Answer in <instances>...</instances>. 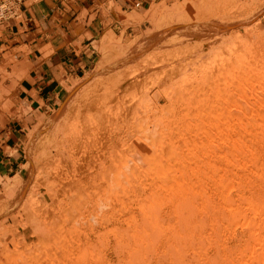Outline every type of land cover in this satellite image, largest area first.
Wrapping results in <instances>:
<instances>
[{
    "label": "rangeland",
    "instance_id": "1",
    "mask_svg": "<svg viewBox=\"0 0 264 264\" xmlns=\"http://www.w3.org/2000/svg\"><path fill=\"white\" fill-rule=\"evenodd\" d=\"M38 1L39 0L27 1L25 2V6H29L30 4ZM128 1H130L132 8L130 10L121 11V8L117 6L113 0H108L106 4L95 0V13H91L89 21L93 20L97 16H100L101 19L104 20L105 18L107 20V25L105 33L99 37L98 41L94 45L96 55L92 66L80 78H67L62 84L65 89L62 99L58 101L54 107H51V109L46 114H42L36 124L30 128H26V136L21 149L23 160L21 166L23 172L21 175L18 176V174H15L11 177H0V252L3 250L1 254L5 252L17 253L16 258L19 260L20 258L18 257H21L22 255H26L27 257L31 258V254L33 252H39L40 249L44 252H47L48 250L56 252L58 249L57 252H59V244L52 243V240L54 238H59L60 234L59 232L54 234L52 230H57L60 226L65 225L68 222L67 225H69H65L69 229L68 231H76V234L78 235L76 238H74V240L68 242V244H77V246H80V248H82L84 251L88 250L87 252H90V255L92 256L93 260H88L85 264H126V261L123 262L126 259L125 251L120 252V247H117L121 246V244H118L117 241L119 238L116 239L114 234L112 235L110 233H112L113 230H116V228L122 234L125 232L126 228L128 233L129 228L126 223V219L128 218L127 216L133 215V218L139 221L141 213L137 208V205L130 204L131 206L128 205L127 207H119L116 209V211H118L113 218H111L109 221H104V217L109 214L108 211L111 210V207L110 204H105L104 207V197L102 195L103 192H101L102 190L100 189H95V186L102 181V178L104 181H106V173H108L106 171L112 168L113 163L110 161V158H112V148H116L115 151L118 153L120 152L119 156L125 157L127 154L126 157L130 158L134 163H136L142 155V152L134 148L132 134L126 131L125 128H122L123 126H120L122 119H124V115L120 114L121 112L118 113V108L120 107L116 105H105L107 98L104 97V121L108 122L106 123L107 126L105 125L104 127L105 129L108 127L104 132V151L106 150V147L107 150L109 149V152L105 151V155L100 156V159H103L100 161H104V166L98 167V169L95 167L92 169L94 164L92 161H79L84 167L78 169L77 171L75 166L77 167L79 162L76 163L75 161H72L69 152L64 150L61 146H59L60 148L57 147V143L54 145V148L52 145L49 147L51 149L48 153H46V160L40 150V148L44 147V140L47 138V134H52L53 132V128L50 126V121H52V118L57 116L59 117L64 114V108L68 106L70 101L76 99V95L82 92V90L84 91L86 89L91 93L97 87L101 86L104 81L105 93L108 90L109 92H113L114 87L117 85H119V90L117 93H120L122 88L128 89L133 83L129 77L132 76V72L135 69L134 66L130 64L136 60H128L129 57L138 55V58H141L142 61L136 64L137 68L141 67L142 62H144L143 65L149 63L151 64V67H153L151 55H153L155 52L157 55L162 54L165 59L170 61V70H167L166 72L168 81H163L160 75L158 76L155 74L157 80H162L160 82H158L159 80L157 81L160 83V85L162 84V86L160 88L154 87L149 92V96L150 93L152 96L156 93L153 97L150 96L154 100H152L153 102L149 106L153 108L155 114L154 111H152L148 113L149 117L146 116V118L149 119L159 118L158 120H160L161 123L162 121L165 122L166 119H170V117L167 115L160 117L159 114H157L160 110L162 111L165 108H169L176 111H184L185 109L188 110L192 108L197 102L193 99H188L184 106H178L176 101L174 102V100H176L175 96H181L183 92L198 94L199 91L201 92L202 90H206L204 91L206 93L211 91L212 88L210 84L207 88L208 82L206 81H209L211 77L213 79V77L215 78L216 75H219V73H217L218 69L216 72H214L215 70L212 68L213 59L218 58L219 61L221 59L226 60L229 58H233L235 60H243L245 58L250 62H254H251V66L248 65L250 70L252 69L253 72H257L260 69L259 66H255L256 62L264 63V0H154L146 6H142L140 4L139 7H135V2H132L131 0ZM91 11L92 10L86 11L84 9L81 11L80 16L77 18L78 25H73L76 31H80L83 28L85 25V19L88 13ZM20 19L21 18L19 17L14 22L17 23L20 21ZM114 25H116L115 28L113 27ZM6 30V26L0 25V39L5 40L4 36ZM16 43H21L19 38H15L12 42H9L8 46H2L0 48V122L1 120L3 122L12 119L21 120L22 117L28 112L27 110L25 111L21 106L17 107L20 102L17 97V88L19 87L20 82L28 76L29 71L27 66L25 67L22 63L17 61V57L20 54L27 55L28 51L26 50V47L11 49V46ZM153 50H155V52ZM160 51L163 52L161 53ZM209 63H211V65ZM244 70L246 69H238V67L234 68V72L237 73ZM219 71L220 73H223L225 70ZM226 72L227 71H225L224 74H226ZM201 76H203L204 82H201L199 79L196 80V78H201ZM194 79L195 81H193ZM118 80H120V82ZM202 83L203 85L205 84L206 87H203L201 85ZM143 89L145 90V86H143ZM156 89L158 91L159 89H167L170 96L165 100V98L160 94V91L158 92ZM86 90L85 92H88ZM85 92L84 94H86ZM171 94L173 98L171 97ZM157 95L160 97L157 98ZM138 96L140 97L141 94L139 93ZM170 97L172 100H174L171 101ZM255 105H258L256 108H259V105L260 107H264V99L258 100ZM231 114V116L239 115V113L235 110H233ZM172 118L173 117H171V119ZM175 119L178 118L175 117ZM48 122L49 124L46 126ZM119 130L122 131L120 132ZM149 130L151 131L150 133H152L153 128L150 127ZM213 130L208 131L205 134L207 139H209L211 136V138H213L214 135H216V132ZM234 137L241 139V137L238 135H234ZM258 137L254 141H246L247 143H252V146H254L253 149L255 148L254 151H256L253 154H246L248 156H246V158L251 157L253 159L252 156L258 152L259 155H256L260 157L261 161L260 162L258 160V162H260V166L263 167L264 153L262 152L264 151L262 150H264V137ZM216 140V145L221 149L216 152V155L218 152L221 153V151L223 153H230V151H226L228 149L224 148L225 141L221 139ZM106 142L108 143L106 144ZM118 145L122 146L123 148L119 147ZM125 145L129 148H126ZM108 146H110V148H108ZM119 150L125 151L122 152ZM210 152V149H207L203 152L196 153L194 158L206 161L211 154ZM223 153H221V155ZM47 155H49L50 158L47 157ZM56 156L58 158L65 156L66 158H59L60 161L63 160L60 162L58 159H56ZM116 156L113 157H115V160L119 162L118 154ZM217 156H220V154ZM255 157L256 156L254 155V158ZM68 162H70L69 165ZM74 162L77 165H75ZM258 162L257 164L259 166ZM43 164L48 166L50 165L49 167L47 166L49 170H42ZM129 165L132 166L131 164ZM166 165L171 164L170 162H168V164L166 162ZM56 166L57 172L59 171V173H57L54 169ZM62 166H64V169H61ZM51 167L55 170L54 174V170H52ZM71 168L75 171L70 170ZM105 168L108 169L106 170ZM242 168L244 169L242 170ZM253 169L254 168L252 164L249 166L242 165L241 168L230 167L227 169L229 178H232L235 181L233 188L228 191L229 197L232 201L238 202V196L240 193L248 194L249 192L248 195H251L253 192L252 195L255 194L257 196L260 189L264 188V181H262L261 184V180L255 178V176L251 174ZM60 170H63L62 174H65V177H63L62 174L60 175ZM242 173L243 177L245 175V179L242 177L243 180H240L238 177L241 176ZM148 175L149 174L146 173V177H148ZM186 175L184 178H186L188 182H197L200 181L199 178H201V181L204 183L203 185H206L205 190H207L208 187L211 188L212 183L210 181L205 182L204 179H202L201 172L193 171ZM57 176H61L62 178ZM66 178L67 180H63ZM57 180H61L59 182L60 184ZM118 181H112V184L110 185L111 187L108 188V186L107 188L109 190H116V188L113 186L116 185ZM127 183L130 184L122 185L126 189L130 188L134 182H123V184ZM136 185L137 183H135L133 186ZM246 189L247 192L244 191ZM78 191H80V193ZM207 196L211 198V201H215V197H217L214 193H208ZM119 209L122 210L120 211ZM195 212L199 213V211ZM201 212V214L199 213L201 216L196 213L198 214L196 215L198 216L196 219L200 217L201 219L197 220H201L200 222L203 221L204 223L205 227L202 226V223H200V226H202L200 229H202L201 232L204 235V238L201 237L202 234H200V236L199 233H195L193 235L195 237H192L191 241L193 247L188 244L193 250L189 247L187 249V253L190 251L194 252V255L193 252H191L192 255H190V253L187 255L189 257L188 259H192L189 261V263L191 264L192 262V264H206V261L207 263L209 261L210 264H227L228 258L231 259L230 257H235L240 251L241 247L245 246V240L237 241L233 237H227L226 235L221 239L219 245L215 244L213 240L214 232L216 234V229L220 228L224 223H226V220H228L230 216L226 212L213 211L214 213L211 212L213 213L212 215L209 214L210 212H207L209 216L208 217L207 215L205 216V214H207L206 212ZM158 217L160 221L165 223L172 222V217L174 218V211L170 204H166L162 207L158 213ZM55 218L60 219V221L53 224L51 219L53 220ZM206 218L211 219L212 221ZM203 219L207 221L204 222ZM213 220L219 224L222 222V225H216ZM263 220L264 215H262V217L258 216L256 218V222ZM48 221H50L51 224ZM211 222L213 223L215 229L213 228ZM230 227H232V232L238 236L247 234V228L244 226L231 225ZM206 228L207 230H205ZM205 231H207V233ZM77 232H79V234ZM168 234L170 233L168 232L166 234V238H168V236L170 237ZM196 234L202 239H198L199 237ZM164 237L165 236H162L161 238L164 239ZM166 238L164 239L165 241L163 239L158 240L159 243H157V247L154 246V251L152 250L147 254L149 258L145 257L142 259V264H158V262L160 264H172V262L167 260V258L164 259L163 257H160L163 256L162 254H164V250H166L164 248L168 246ZM162 241L166 242L165 245ZM198 242L203 245V247H201ZM119 243H122L120 239ZM160 243L163 244L161 245ZM185 244L187 243L183 242L182 245ZM89 245L94 246L95 248H89ZM90 249H93L92 251L94 254L92 251H90ZM91 253L97 259L95 258L94 260ZM60 257L61 256H58L59 259ZM218 257H220V259ZM10 258L11 257L9 256L3 258L0 255V261L2 264H8V262H10ZM98 259L100 262H98Z\"/></svg>",
    "mask_w": 264,
    "mask_h": 264
},
{
    "label": "bare ground",
    "instance_id": "2",
    "mask_svg": "<svg viewBox=\"0 0 264 264\" xmlns=\"http://www.w3.org/2000/svg\"><path fill=\"white\" fill-rule=\"evenodd\" d=\"M153 51L155 52V50ZM155 53H152L153 55H151L153 67H151V64L149 63L143 65L144 62H142L141 67L137 68L136 64L142 61L141 58H138V55L129 57L128 60H136L130 64L134 66L135 69L132 72V76L129 77L133 82L130 85V88H122L121 92L117 93V91L119 90V85H117L116 87H114L113 92H109V90H106L107 92L105 93L103 81L102 85L97 87L91 93L86 89L85 90L88 92H85V90H82V92L80 93L78 92L79 96L76 95V99L70 101L68 106L64 108V111L62 110L64 114L59 117H53L52 121H50V126L51 128H53V132L52 134H47V138L44 137V147L40 148L43 157L46 160V153H48L51 149L49 147H51L52 145L54 148V145H56L57 143V147L61 146L64 150L68 151L71 160L75 161L76 163L79 161H92L94 163L92 169H94V167L98 169V167L104 166V161H100L103 160L100 159V156L105 155L104 152L109 150H107L106 147V150L104 151V132L108 128H104L106 123H108L104 121V97H106L107 99L105 105H116L120 107L118 108V113L121 112L120 114H123V118L125 119H122L120 126H123L122 128H125L126 131L132 134L134 148L142 152V155L140 156L138 161L134 163L130 158L126 157L127 154L125 155L124 153L125 157L119 156L120 152L118 153L115 151L116 148H112V158L109 157L111 163H113L112 168H110L109 170H107L108 168H105L107 170L106 172H108H105L107 175L106 181H104V179L102 178V181L95 186V189H100L102 190L101 192H103L102 195L104 197V207L105 204H110L111 207V210L108 211L109 214L104 217V221H109L111 218H113L117 214L118 210L116 211V209H118L119 207H127L130 204L137 205V208L141 213V219L139 218V221L133 218V215L127 216L128 218L126 219V223L129 228L127 229L129 231L127 233L125 228V235L124 233L122 234L120 231H118L117 228L116 230H113L112 233H110L112 235L114 234V237H116V239L119 238L122 242L119 243V239L117 240L118 244H121V246H117L118 248L120 247V252L125 251L126 254V256L124 255L126 259L123 262L126 261V264H142V259H144L145 257L149 258L147 254L150 253L153 248H155L154 246L157 247V243H159L158 240H162V236H165V239L167 236L166 234L169 232L170 234L168 235H170V237L168 236V238H166L168 246L166 245L167 247L164 248L166 250H164L165 252L164 254H162L163 256L160 257H163L164 259L167 258V260H170L172 264H190L189 261H191L192 259H188L189 257L187 255L188 253L192 255L191 252L193 251L187 253V249L189 247L188 244H190L191 246L193 245L191 243L192 237H194L193 235L195 233H199V235L202 234V229L200 228L204 226L203 221L200 222L201 220H197L201 219L200 217L196 219V217H198L196 215H198L201 211L206 213L210 212V215L214 213L213 211H220L228 213L230 217L228 220H226L227 222L224 221L226 223H224L223 225L221 224L222 222L220 223L222 225L221 227L219 226L220 228L217 227L219 229H216L217 235L213 231V240L215 244L219 245L221 239L226 235L227 237H233L237 241L245 240V246L241 247L237 255L235 257H230L231 259H226L228 261L227 264H264V220L256 222V218L258 216L262 217V215H264V188L260 187L261 189L257 196L255 194V196L252 195L253 192L251 195H248L249 192L248 194L245 193L246 195L244 193H240L238 196V202L232 201L229 197L228 191L233 188L235 181L232 178H229L227 173V169L230 167L241 168L242 165L249 166L252 164L254 169L252 170L251 174H253L255 178L261 180V184L262 181H264V166H260L261 161L260 157L258 156V152L256 153L258 155L254 154L256 156L255 158L254 155L252 156L253 159L250 156V158H246V154H253L254 152H256L254 151L255 148L253 149L254 146H252V143H247L246 141H254L258 136L264 137V107H260L259 105V108H256V106L258 105H255L258 100L264 99V63L256 62L255 66H259L260 69L257 72H253L252 69L250 70V67H248V65L251 66L252 61L250 62L245 58L243 60H235L233 58L225 60L223 58L224 60L221 59L218 61V58L214 56L217 59H213L212 68L213 70H215L214 72H216V70L218 69L217 73H219V75H214L215 78L213 77V79L211 77V79L209 80L210 83L209 81H206L208 82L207 88L210 84L212 88L211 91L206 93L204 92L206 90H202L201 92L199 91L198 94L183 92L181 96H175L176 100H173L174 102L176 101L178 106H184L188 99H193L197 102L192 108L188 110L185 109L184 111H176L169 108H165L162 111L160 110L157 113L160 117L163 115H167L170 117V119H166L165 122L162 121L163 123H160V120H158L159 118H146V116L149 117L148 113L154 111L152 107H149L153 102L152 100H154L150 97L152 96L151 93L149 96V92L154 87L160 88L162 86V84L160 85V83L158 82L162 80L168 81L166 72L167 70H170V61L168 59H165L161 53V55H157V53ZM209 64L211 65V63ZM236 67H238V69L243 68L246 70L239 71L237 73L234 72V68ZM222 69L227 71L226 74H224L225 71H223ZM219 70L223 71V73H220ZM155 74H157L158 76L160 75L162 80L158 79V81ZM198 79L201 80V82H204L203 76H201V78H196V80ZM118 81L120 82V80ZM193 81H195V79ZM205 84L203 85L202 83L201 85L203 87H206ZM143 86H145V90L143 89ZM159 91L160 94L165 98V100L170 96L167 89H159ZM84 92L86 94H84ZM139 93L141 94L140 97L138 96ZM158 97L160 96L157 95V98ZM171 97L170 99L171 101H173V97ZM233 110L237 111L239 115L231 116ZM171 117L173 118L171 119ZM175 117H177L178 119H175ZM123 120L125 121V123ZM48 124L49 122L46 124V126ZM150 127L153 128L152 133H150ZM211 130L216 132L217 137L216 135H214L215 138H211V136L209 137V139H207L205 134ZM234 135H238L239 137H241V139L234 137ZM216 139L225 141L224 148L228 149L226 151H230V153H223L221 151V153L223 154L221 155V153L218 152L217 155L220 154V156H217L216 152L221 149L216 145ZM107 143L108 142H106V144ZM108 148H110V146H108ZM126 148L129 147L126 146ZM207 149H210L211 154L206 161L194 158V155L196 153L203 152ZM125 150L119 151L124 152ZM117 154L119 156V159L117 158L119 162H117V160H115V157H113ZM49 155H47V157H49ZM65 156H62V158ZM59 158L62 159L61 157ZM59 158L57 157L56 159L60 161ZM258 160L260 162H258ZM163 161H166L167 164L168 162H170L171 165H166V162ZM257 162L259 163V166ZM69 163L70 162H68V165ZM79 164H75L77 165V167L74 165L77 171L78 169L84 167L83 164ZM129 164H131L132 166H130ZM47 166L48 165L43 164L42 170H49ZM57 166L54 168L56 172ZM51 169L54 170L52 167ZM61 169H64V166H62ZM243 169L244 168H242V170ZM55 170L53 174L55 173ZM70 170H72V168ZM62 171L63 170H60V175L62 174ZM193 171L201 172L202 179H204L205 182L210 181L212 183L211 188L208 187V189L205 190L206 185H203L204 183L203 181H201V178H199L200 181L197 182H188L187 179L184 178V176ZM57 173H59V171ZM146 173L149 174L148 177H146ZM62 175L63 177H65V174ZM242 175L243 173L238 177L240 180H243V178L245 179V175L244 177ZM63 180H67V178ZM57 181L58 183L60 182L59 180ZM112 181H118L116 185H112L116 188V190L108 189L111 187L110 185L112 184ZM126 181H130L131 183L134 182L132 183V186L137 183L138 186L136 185L137 187H132L130 185L131 187L126 189L122 186L130 184H123V182ZM244 191L247 192V189ZM78 192L80 193V191ZM208 193H214L215 196H217L215 197V201L210 200L211 198L207 196ZM166 204H170L174 211V218L172 217L173 220L169 223L160 221L158 217L159 211ZM195 211H199V213ZM206 215L208 216V213L205 214V216ZM214 220L213 222H215ZM51 221L54 224L60 221V219L55 218L53 220L51 219ZM206 221L204 220V222ZM67 223L65 224L66 226L69 225H67ZM200 223H202V226H200ZM218 224L219 223L217 222L216 225ZM65 225L60 226L57 230H52L54 234L57 232H59L60 234L59 238H54L52 240V243L59 244V252H57L58 249L56 250L55 248L54 249L56 250V252L49 250L47 252H44L40 249V251L37 253L33 252L31 254V258L27 257L26 255H22L21 257H18L20 258L19 260L16 258L17 253L5 252L1 254V252L3 251L1 250L0 255L3 258L7 256L11 257L8 264H85L88 260H93L90 252H87L88 250H85V252L82 248H80V246H77V244H68V242L74 240V238H76L78 235L76 234V231L69 232V229ZM231 225H240L246 227L247 234H242L240 236L236 235L234 232H232V227H230ZM207 228L205 230H207ZM205 232L207 233V231ZM77 233L79 234V232ZM200 236H198V239H200L204 235L202 234V236ZM166 242H163L164 245ZM183 242L187 244L182 245ZM191 246L189 248H191ZM91 247L94 246L89 245V248ZM201 247H203V245H201ZM92 250L90 249V251ZM92 253L94 254L93 251ZM58 256H61L60 259L58 258ZM93 258L95 260L96 257H94L93 255ZM218 258L220 259V257ZM98 262H100L99 259ZM208 263L210 264L209 261ZM208 263L206 261V264ZM0 264H2L1 261ZM158 264L160 263L158 262Z\"/></svg>",
    "mask_w": 264,
    "mask_h": 264
},
{
    "label": "crops",
    "instance_id": "3",
    "mask_svg": "<svg viewBox=\"0 0 264 264\" xmlns=\"http://www.w3.org/2000/svg\"><path fill=\"white\" fill-rule=\"evenodd\" d=\"M113 1L121 11L132 8L128 0ZM131 1L146 6L154 0ZM94 7L95 0H39L24 6L20 21L6 27L0 48L19 38L21 43L12 45L11 49L26 47L28 51L27 55L17 57V61L29 70L17 88L20 100L17 107L28 112L21 120L0 122V177L21 175V149L26 128L36 124L42 114L62 99L65 91L62 84L67 78H80L92 66L96 55L94 45L107 25V20L100 16L89 21L91 13H95ZM83 9L92 11L83 28L76 31L74 26L78 25L77 18Z\"/></svg>",
    "mask_w": 264,
    "mask_h": 264
},
{
    "label": "built area",
    "instance_id": "4",
    "mask_svg": "<svg viewBox=\"0 0 264 264\" xmlns=\"http://www.w3.org/2000/svg\"><path fill=\"white\" fill-rule=\"evenodd\" d=\"M28 0H0V25L8 27L17 18L21 17V12ZM136 3L135 7H139Z\"/></svg>",
    "mask_w": 264,
    "mask_h": 264
}]
</instances>
